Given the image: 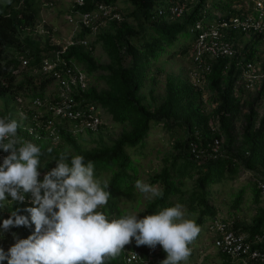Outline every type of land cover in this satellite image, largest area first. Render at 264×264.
<instances>
[{
	"label": "trees",
	"instance_id": "trees-1",
	"mask_svg": "<svg viewBox=\"0 0 264 264\" xmlns=\"http://www.w3.org/2000/svg\"><path fill=\"white\" fill-rule=\"evenodd\" d=\"M46 0L45 3H50ZM210 0H197L192 8L180 17L171 13L174 0H125L133 6L130 13L137 23L131 24L127 18L120 21H111L109 26L97 34V42H101L108 62L98 63L94 57L95 43L83 46L80 40L87 37L90 28H82L76 34L75 43L66 47L61 55V61L73 60L86 71L89 77L94 78L97 73L104 81V88L98 89L91 85L84 91H80L74 97L76 100L90 101L104 109L105 117L110 121L122 125L121 134L111 144L98 143L93 148H83L78 142L79 135L72 134L65 129H59L60 141L57 146H49L42 138H36L19 125L17 137L30 141L39 146L44 153L41 160L48 159L55 163L60 154L71 157L82 155L85 163L92 161L95 166V174L110 184L108 191L111 198L107 206L100 209L108 215L109 220L118 219L126 214V209L120 206L122 198H131L136 191L135 182L137 177V158L135 154L146 145L155 125H162L168 131L174 128L183 129L184 138L174 142L177 153L171 161L164 165L161 170L150 177L152 184H158L162 196L151 199L138 218L158 213L160 210L175 205L172 198L182 195L184 180L193 178L192 170L197 174L194 178V187L186 199L190 213H197L194 221L201 229L200 232L210 231L214 220L219 217L217 210L209 204L211 188L223 178H234L241 168L254 172L252 189L254 201L259 203L261 194L256 178L258 175L264 178V114L258 118L255 104L264 98V87L260 88L256 96L248 100L236 98L233 95V84L237 77L234 73L232 60L231 69L226 72L227 58H220L212 63L207 75L208 83L204 91L210 93L208 102L215 104L210 112H206L203 106V91L195 90L186 79L169 77L165 83V94L158 104L145 103L141 90L150 69V62L155 61L162 54L169 53L181 48L189 51L195 41L196 35L190 28L198 20H214L217 16L207 14L205 11ZM239 0H228V3L219 7V11L233 12L231 4ZM53 4V2H51ZM100 3L112 4L117 0H86L84 6L79 9L90 11ZM38 5L34 0H8L0 1V99L4 101V108L0 110V118L12 119L16 105L9 107L11 100H15L21 91H34L31 96L43 99L42 91L52 82L53 77L48 73H40L37 66L44 58L50 57L61 46L50 45L46 41L44 47H40L31 40L25 30L33 27L37 20ZM228 13V15H230ZM232 14V13H231ZM211 15V16H210ZM187 33L188 38L179 42V36ZM142 40L139 43V40ZM16 50L21 54H14ZM176 53V52H175ZM244 56L251 59L254 49L250 44L243 48ZM19 55V56H18ZM128 58V63L124 61ZM22 58L28 62L22 65ZM22 72V79L18 80V74ZM29 119L30 114H27ZM219 121L217 132H213L209 123L216 117ZM46 116L45 118H48ZM99 127L97 134H101L106 121ZM241 120L240 124L237 121ZM259 125L256 127L257 120ZM215 137L222 140V147L216 157L204 160L196 159L190 151L189 142L194 141L205 152H210L211 144ZM20 145H17V148ZM51 149V152L48 150ZM5 153V152H4ZM9 153H5L7 156ZM41 175L46 170L39 169ZM48 171V170H47ZM43 172V173H42ZM103 177H106L105 179ZM259 177V176H258ZM243 190L235 196L227 216L221 217L222 221L232 222L231 229L248 235L253 241L256 235L262 236L263 241L255 247L264 248V206H258L251 223L243 224L235 219L234 211L239 210ZM185 194V193H184ZM10 199V198H9ZM30 205L20 203H7L0 208V249L7 253L14 245L13 234L20 239H27L35 231V226L13 227L5 231L2 228L3 221L10 218L11 213L20 209L19 214L29 215L23 209ZM200 233L197 239L189 246L191 256L187 264H198L192 256L201 250ZM212 244V234L210 237ZM131 249L144 250L147 246H136L135 240L126 245ZM213 247V244H212ZM219 261L212 262L211 254L204 257L203 264H264L260 261L248 259L245 262L239 258L233 259L230 255L217 250ZM195 257V255H194ZM166 259V253L157 245L154 258L148 264H160ZM3 264H7L4 261ZM105 264H126L124 253L118 257L109 259ZM143 264V263H138ZM184 264V262H181Z\"/></svg>",
	"mask_w": 264,
	"mask_h": 264
},
{
	"label": "clouds",
	"instance_id": "clouds-1",
	"mask_svg": "<svg viewBox=\"0 0 264 264\" xmlns=\"http://www.w3.org/2000/svg\"><path fill=\"white\" fill-rule=\"evenodd\" d=\"M18 128L15 119L0 118V151L9 153L0 164V208L7 203L24 204L26 199L32 206L23 209L27 216L19 214L20 209L13 211L2 228L34 225L35 231L27 239L13 234L14 245L7 253L0 249V264H105L133 239L137 247L161 246L166 259L160 264H187L189 246L201 229L186 218L183 205L177 203L142 219L129 213L109 220L100 209L111 198L110 184L96 176L94 163H85L82 155L71 157L69 163L62 153L41 181L38 169L44 153L18 138ZM135 188L148 199L162 196L157 186L141 180Z\"/></svg>",
	"mask_w": 264,
	"mask_h": 264
},
{
	"label": "built area",
	"instance_id": "built-area-1",
	"mask_svg": "<svg viewBox=\"0 0 264 264\" xmlns=\"http://www.w3.org/2000/svg\"><path fill=\"white\" fill-rule=\"evenodd\" d=\"M189 1L174 0L175 4L171 7V13L176 17L182 16L197 2L196 0L194 4H191ZM71 2V10L66 16V21L74 27V34L65 46H61L50 57L42 59L37 66V71L40 73L52 75L53 80L49 84L54 85L55 96L48 100L35 97L32 108L21 109L22 113L30 114L31 118L30 124L22 126V129L36 138L47 136L55 144L60 141V128L75 135H78L77 132L80 131L98 132L106 118L101 106L90 101L75 99L74 96L77 93L90 86L91 77L73 60L61 61L62 53L68 45L75 43L73 39L83 27L90 28V32L87 37L80 40V43L88 46L89 38L98 34L100 26L102 30L107 24L109 26L111 21L121 20L117 3H100L95 9L82 11L79 8L85 5L86 0H71ZM230 7L234 10V14L228 12L230 13L228 15L227 12L218 11L217 14L212 13V16H217V19L198 20L190 28L196 38L190 49L192 67L188 73V81L195 90L203 91V103L208 104L204 106L206 112L212 111L215 106L208 103L210 93L204 91L208 83L207 75L212 63L220 58L228 59L225 65L226 72L231 69L233 60L234 73L237 75L233 84V95L236 98L248 100L256 96L260 88L264 87V0H239ZM245 38L248 42L243 43L242 40ZM246 44H250L254 49L251 59H247L242 53ZM27 62L26 59H22L23 66ZM255 106L260 118L264 114L259 112L264 106V98ZM46 116L49 117L45 118ZM59 122H63L64 125H58ZM258 125L259 119L256 127ZM209 127L213 132L218 131L217 116L213 117ZM189 147L196 159L204 160L217 156L222 147V140L215 137L208 153L194 141L189 142ZM5 156V153L0 151V164ZM258 176L257 185L264 196V178ZM39 179L42 181L43 176L40 175ZM24 204L31 205L27 199ZM231 226V221L225 223L221 217L214 220L209 229L210 231L213 229V232L211 231L213 248L227 253L233 259L239 258L245 263L248 259L264 263V248L255 247L263 241V237L256 235L254 240L250 241L248 235L231 229ZM155 250L156 248L146 247L144 250H139L125 246L123 251L125 262L126 264H148L153 261Z\"/></svg>",
	"mask_w": 264,
	"mask_h": 264
},
{
	"label": "rangeland",
	"instance_id": "rangeland-1",
	"mask_svg": "<svg viewBox=\"0 0 264 264\" xmlns=\"http://www.w3.org/2000/svg\"><path fill=\"white\" fill-rule=\"evenodd\" d=\"M4 2L6 0H0ZM38 5L37 20L33 27L25 30L24 35L28 34L31 37V40L34 43H37L40 47H44L46 41H49L50 44L57 46H65L69 38L74 34V27L66 21V16L71 10L72 2L71 0H56L50 1L53 4H46V0H34ZM191 4H194L196 0H190ZM228 3V0H210L206 6L207 14H217L219 7ZM118 10L120 12V19H125L136 25L134 18L130 13L133 10V6L125 2V0H117ZM108 24L106 27L107 28ZM99 28V32L101 30ZM102 28V29H103ZM77 31V30H76ZM188 38L187 33H182L179 36V42L185 41ZM90 43H95L94 46V57L98 60V63L105 64L108 62L107 55L102 48L101 42H97V34L92 35L89 38ZM139 43L142 42L140 39ZM242 42H248L247 38L242 40ZM173 45L169 53L162 54L158 57L157 60L150 62V69L145 81V86L141 90L143 96V101L145 103L158 104L164 97L165 94V83L169 77L189 79V71L192 67V56L190 50L186 51L181 48H176L175 52L172 51ZM14 54H21L16 50H12ZM19 56V55H18ZM24 59V58H22ZM128 58L126 57L125 63H128ZM17 79H22V72L17 76ZM91 85L97 86L98 89L104 88V81L99 78V75L96 73L93 80H91ZM34 91H21L20 94L16 97L15 100H11L9 107L16 105V109L13 112L12 119H15L18 124L26 126L30 124L29 117L22 113L21 109L25 108L28 110L32 108V94ZM55 87L53 84L46 86L44 91H42L43 99L48 100L55 96ZM209 103V102H208ZM207 106V103H203V106ZM4 108V101L0 99V110ZM260 114L264 113V106L260 108ZM106 118H109L108 116ZM105 118V119H106ZM240 120L238 123L240 124ZM58 125H64L63 122H59ZM122 125H118L112 121L110 118L106 121L105 127L102 129L101 134L97 132H88L80 131L77 132L79 137H77L78 142L82 145L83 148L89 149L97 146L98 143L111 144L114 139H116L123 130ZM185 132L183 129L174 128L171 131H168L166 127L160 125H155L152 129L150 136L146 140V145L139 149V153L135 154L137 158V177L139 180L143 181L146 184L157 186L160 190V186L152 184L150 182V177L158 173L161 168L168 164L172 156L177 153V150L174 148V142L179 138H184ZM49 146H57L53 143L47 136L42 137ZM56 167V164L51 162L48 159L41 160V167L39 169L46 170L45 172L50 171L52 168ZM38 169V170H39ZM192 170L193 178H186L184 180V185L182 189L184 193L182 195H177L172 198L175 205L177 203L183 205L186 212V218L194 220L197 213H190L188 201L186 199L189 197V193L194 187V178L197 174ZM43 173V172H42ZM45 174V173H44ZM44 176V175H42ZM255 174L250 172L245 168H241L237 176L234 178H223L220 182L215 183L211 188V196L209 198V204L217 210V215L219 217L227 216L228 210L232 209L231 204L235 196L239 193L240 190H243L241 196V202L239 204V210L233 212L235 214V219L238 222L243 224H249L252 221V218L256 214L258 206H264V198L261 197V201L256 203L254 201V191L252 189V182L254 181ZM104 179L106 177H103ZM151 199L146 198V196L140 193L137 189L134 193V196L131 198H122L120 201V206L126 209V214H136L139 216L141 212L145 209V206ZM203 231L204 229L201 228ZM200 232L201 240L198 244H201V250H198L192 256V259L197 261L198 264H203L204 257L207 254H211L210 260L212 262L219 261V255L217 250L212 247L210 242L211 231Z\"/></svg>",
	"mask_w": 264,
	"mask_h": 264
}]
</instances>
